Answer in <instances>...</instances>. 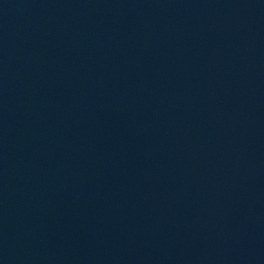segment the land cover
Instances as JSON below:
<instances>
[{
	"label": "water",
	"instance_id": "95a60500",
	"mask_svg": "<svg viewBox=\"0 0 264 264\" xmlns=\"http://www.w3.org/2000/svg\"><path fill=\"white\" fill-rule=\"evenodd\" d=\"M0 264H264V0H0Z\"/></svg>",
	"mask_w": 264,
	"mask_h": 264
}]
</instances>
